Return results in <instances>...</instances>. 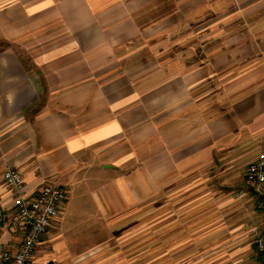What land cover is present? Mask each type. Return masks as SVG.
<instances>
[{
	"label": "crops",
	"instance_id": "obj_1",
	"mask_svg": "<svg viewBox=\"0 0 264 264\" xmlns=\"http://www.w3.org/2000/svg\"><path fill=\"white\" fill-rule=\"evenodd\" d=\"M261 151L264 0H0V248L12 168L66 190L37 264H264Z\"/></svg>",
	"mask_w": 264,
	"mask_h": 264
},
{
	"label": "built area",
	"instance_id": "obj_2",
	"mask_svg": "<svg viewBox=\"0 0 264 264\" xmlns=\"http://www.w3.org/2000/svg\"><path fill=\"white\" fill-rule=\"evenodd\" d=\"M3 180L13 194L10 224L21 230L23 235L14 251L0 248V264H37L33 260L34 251L52 221L57 218L59 206L66 199V190L58 185L45 184L34 193L25 194L22 178L12 168L4 171ZM245 181L256 192L264 208V151L259 152L247 165ZM253 243L264 261V231L255 236Z\"/></svg>",
	"mask_w": 264,
	"mask_h": 264
},
{
	"label": "rangeland",
	"instance_id": "obj_3",
	"mask_svg": "<svg viewBox=\"0 0 264 264\" xmlns=\"http://www.w3.org/2000/svg\"><path fill=\"white\" fill-rule=\"evenodd\" d=\"M208 209H203L201 212H198V213H202V217L204 218V219H206L208 216H210V214H211V212L210 211H207ZM197 213V214H198ZM222 212L220 211V214H221ZM213 214V213H212ZM157 222V221H156ZM157 229H159V228H156V230ZM254 240V239H253Z\"/></svg>",
	"mask_w": 264,
	"mask_h": 264
}]
</instances>
